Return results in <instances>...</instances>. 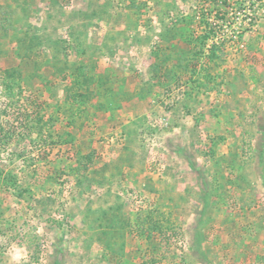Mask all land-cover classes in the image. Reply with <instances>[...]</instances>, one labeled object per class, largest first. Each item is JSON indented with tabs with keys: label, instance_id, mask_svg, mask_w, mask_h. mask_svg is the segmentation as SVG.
I'll return each mask as SVG.
<instances>
[{
	"label": "rangeland",
	"instance_id": "374dc122",
	"mask_svg": "<svg viewBox=\"0 0 264 264\" xmlns=\"http://www.w3.org/2000/svg\"><path fill=\"white\" fill-rule=\"evenodd\" d=\"M0 264H264V0H0Z\"/></svg>",
	"mask_w": 264,
	"mask_h": 264
},
{
	"label": "trees",
	"instance_id": "16d2710c",
	"mask_svg": "<svg viewBox=\"0 0 264 264\" xmlns=\"http://www.w3.org/2000/svg\"><path fill=\"white\" fill-rule=\"evenodd\" d=\"M10 92H11V90H10Z\"/></svg>",
	"mask_w": 264,
	"mask_h": 264
}]
</instances>
